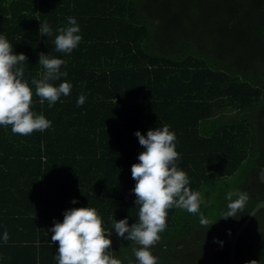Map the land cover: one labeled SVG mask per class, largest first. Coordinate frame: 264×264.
<instances>
[{"label":"trees","instance_id":"obj_1","mask_svg":"<svg viewBox=\"0 0 264 264\" xmlns=\"http://www.w3.org/2000/svg\"><path fill=\"white\" fill-rule=\"evenodd\" d=\"M70 16L82 40L58 52L56 30ZM42 21L51 35L39 34ZM0 33L27 57L18 66L33 91L31 110L51 121L29 135L0 126V236L8 233L0 264H57L54 219L88 204L111 231V254L134 262L137 245L111 225L139 220L131 166L143 147L135 131L165 124L202 202L199 213L167 210L152 253L158 264H231L232 236L264 200V0H0ZM40 53L65 61L67 75L52 83L72 85L52 107L31 84L44 71ZM236 189L249 199L236 217L222 218L226 193ZM235 259L264 264V208L240 232Z\"/></svg>","mask_w":264,"mask_h":264},{"label":"clouds","instance_id":"obj_2","mask_svg":"<svg viewBox=\"0 0 264 264\" xmlns=\"http://www.w3.org/2000/svg\"><path fill=\"white\" fill-rule=\"evenodd\" d=\"M55 46L58 52L71 53L82 40L80 26L75 17L67 18V25L56 30ZM53 29L47 22L41 23L39 34L51 35ZM24 53H15L7 37L0 33V126L11 125V131L20 135H29L33 131H44L51 127V121L43 114L31 110L33 91L29 81L23 79L24 70L18 66L25 62ZM38 63L44 71L40 79H33L35 94L48 101L49 107L62 96L70 94L72 85L63 81L55 85L52 81L66 76L61 72L65 61L61 58L40 53ZM86 96L81 93L77 105L85 103ZM143 151L138 154V161L131 166V175L136 181L132 192L139 205V220L129 225L128 217L116 220L111 225L115 233L125 240L134 241L132 248L135 261L129 264H158V257L153 255L151 246L160 240V233L166 228L167 210L177 207L189 213H199L202 198L198 191L190 187L187 173L178 166L179 153L176 150V134L170 126L150 128L146 135L135 131ZM227 210L222 218L236 217L242 211L249 195L243 190L226 193ZM76 204L74 198L72 201ZM102 217L96 208L89 206L65 209L63 220H55L49 229L51 242L58 241L54 254L57 264H122L110 250L111 231L102 227ZM200 223L208 228L213 224L200 215ZM230 232V230H229ZM126 234V235H125ZM0 240L8 241L4 231ZM214 242L223 245V241L214 237ZM244 264H260L257 259L244 261Z\"/></svg>","mask_w":264,"mask_h":264},{"label":"water","instance_id":"obj_3","mask_svg":"<svg viewBox=\"0 0 264 264\" xmlns=\"http://www.w3.org/2000/svg\"><path fill=\"white\" fill-rule=\"evenodd\" d=\"M259 178H260L261 182L264 183V167L259 172ZM260 208H264V200H261L254 205V207L248 213L247 217L244 219L242 224L239 226V228L235 231L234 235L232 236L230 246H229V252H228V257H229V261L231 264H238L236 259H235V245H236V241H237V238H238L240 232L243 230V228L249 222V220L254 215V213Z\"/></svg>","mask_w":264,"mask_h":264},{"label":"crops","instance_id":"obj_4","mask_svg":"<svg viewBox=\"0 0 264 264\" xmlns=\"http://www.w3.org/2000/svg\"><path fill=\"white\" fill-rule=\"evenodd\" d=\"M173 54V53H172ZM174 55H176V54H174ZM174 58H175V56H174Z\"/></svg>","mask_w":264,"mask_h":264}]
</instances>
